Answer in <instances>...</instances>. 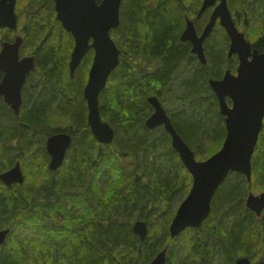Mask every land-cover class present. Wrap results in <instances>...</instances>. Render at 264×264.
<instances>
[{"label":"trees","instance_id":"trees-1","mask_svg":"<svg viewBox=\"0 0 264 264\" xmlns=\"http://www.w3.org/2000/svg\"><path fill=\"white\" fill-rule=\"evenodd\" d=\"M253 1L228 0L238 27L240 9L249 17L255 11ZM259 1L261 15L245 33L262 51L264 0ZM25 3V41L37 55V69L47 76L42 96L18 118L22 125L0 127V173L17 161L25 172L21 184L9 187L0 180V229H11L0 246V264H139L150 262L165 247L167 264H236L242 256L264 260V211L259 217L245 205L249 192L264 191V127L253 155L252 179L229 174L203 225L170 236L178 208L172 199L188 194L193 178L168 131L146 126L153 111L148 97L162 98L184 66V107H166L175 128L201 160L219 151L226 137L209 79L221 77L231 63L230 40L223 28L220 51L209 39L204 65L180 39L186 18L198 14L202 0H123L120 26L112 32L122 50L120 64L99 97L101 116L116 133L110 144L94 136L87 118L83 90L93 52L72 77L74 38L56 18L53 0ZM208 18L209 12L204 13L200 24ZM202 92L208 95L201 98ZM189 103L206 105L208 117L216 113L211 131L202 119L189 115ZM56 132H68L73 140L64 164L53 171L45 141ZM138 220L148 223L145 240L134 232ZM179 250H185L182 258Z\"/></svg>","mask_w":264,"mask_h":264},{"label":"water","instance_id":"water-1","mask_svg":"<svg viewBox=\"0 0 264 264\" xmlns=\"http://www.w3.org/2000/svg\"><path fill=\"white\" fill-rule=\"evenodd\" d=\"M57 18L64 28L75 38L71 55L70 74L73 77L85 55L93 48V63L84 87V96L88 106V123L98 140L110 144L115 138V129L103 120L99 108V97L107 86L109 78L120 64L121 50L112 37V31L121 23L123 0H54ZM17 0H0V28H16ZM212 8L210 19L202 33H197L195 21L187 18L181 40L192 43V52L203 64L208 60L204 42L213 32L217 22L225 29L230 38L229 56L238 55L239 64L236 73L226 70L222 78H210L209 85L218 100L220 114L225 119L226 140L222 148L207 159L198 160L193 149L186 143L175 128L171 117L157 96H150L149 103L153 113L147 118L146 126L155 129L159 126L171 135V143L178 152L185 167L191 173L193 183L184 200L179 205L171 221V237L180 235L187 228H199L212 212V201L219 187L230 173L246 175L250 181L253 173V155L264 127V50L253 48L245 33L240 31L233 19L228 0H203L199 10L200 17ZM22 37L18 36L13 44L5 43L0 54V63L8 71L4 86L12 87L7 92L16 113L21 104L20 86L26 75L34 69V57H27L19 63L18 50ZM228 99L231 103L228 102ZM73 137L70 133L59 132L47 140V150L51 155L49 167L58 170L65 161ZM7 186L23 183L25 176L18 162L11 169L0 174ZM246 206L257 216L264 211V192H250ZM134 232L145 240L149 227L144 220L134 224ZM10 229L0 230V245L6 242ZM167 247L161 250L147 263L167 264ZM236 264H252L247 256L238 257ZM256 264H264V260Z\"/></svg>","mask_w":264,"mask_h":264},{"label":"flooded vegetation","instance_id":"flooded-vegetation-1","mask_svg":"<svg viewBox=\"0 0 264 264\" xmlns=\"http://www.w3.org/2000/svg\"><path fill=\"white\" fill-rule=\"evenodd\" d=\"M19 1H17V4H16V11H17V8L19 6ZM54 5H55V2H54ZM55 12H56V9H55ZM18 14V12H17ZM56 18H57V12H56ZM201 17H196V19H194L195 21V26L197 28V33L200 35L206 25V23L208 22V20L203 24L201 25L199 23V20ZM58 19V18H57ZM187 19V18H186ZM60 21V20H59ZM61 22V21H60ZM197 23H199L197 26ZM62 24V22H61ZM187 25V24H186ZM63 26V24H62ZM186 27V26H185ZM221 26H219L218 24L216 25V27L214 28L212 34L210 35L209 38H207L204 42V50H205V54L208 58V54H207V51H206V44H207V41H209V39L211 38V36L213 35L214 31L216 30V28H219ZM64 28V26H63ZM65 29V28H64ZM185 29V28H184ZM66 30V29H65ZM67 31V30H66ZM184 31V30H183ZM69 32V31H67ZM226 32V31H225ZM71 35L72 33L69 32ZM183 33V32H182ZM227 35V33H226ZM18 36H21L22 37V43L21 45L19 46V50H18V59H19V63L22 62L23 59L27 58V57H34V69H32L31 71H29V73L26 75V78L24 79V81L22 82L21 86H20V89H19V93L21 95V104H20V108H19V113H16L14 108H13V105L12 103H10L8 100L11 99L10 97L7 96V92L9 91H12V87L10 86H4L5 84V80H6V77H7V74H8V71L6 70V66L2 63H0V127H11L12 124H17L18 126L22 125L21 121L18 120V118H21V115L23 114V111L26 110V109H30L36 100H38V98L40 96H42V93H43V83H44V76H47V74L45 72H42L41 70H38V64H37V55L34 54V52H31L27 43H26V36L24 34V32L22 31V26L20 27V20H19V16H18V25L17 27L14 29V28H10V27H3V28H0V54L2 53L3 49H4V44L5 43H10V44H13L15 41H16V38ZM73 36V35H72ZM182 36V34H181ZM227 37L229 38V36L227 35ZM74 38V36H73ZM181 39V38H180ZM230 40V38H229ZM181 42H183L181 40ZM184 44H187L190 48V53L195 56L199 62L200 59L198 58V56L192 52V43L190 41H186V42H183ZM252 45H253V42H251ZM74 46H75V38H74ZM229 47H230V43H229V46L227 48V56H228V59L231 61V62H237V66H238V55L237 54H233L231 57L229 56ZM253 48H256L253 46ZM74 49V47H73ZM73 49L71 51V54H70V60H69V64H70V61H71V55H72V52H73ZM258 49V48H256ZM259 50V49H258ZM264 50V49H263ZM262 50V51H263ZM260 51V50H259ZM89 52H93V58H94V54H95V51L94 49L92 48ZM88 52V53H89ZM87 53V54H88ZM93 58H92V63H93ZM91 63V65H92ZM79 67V66H78ZM77 67V68H78ZM91 68V66H90ZM89 68V70H90ZM69 69H70V65H69ZM229 68H227L226 70H228ZM237 69V67H236ZM77 70V69H76ZM225 70V71H226ZM232 71V69H229ZM224 71V72H225ZM234 72L232 73H236V70H233ZM76 72V71H75ZM89 74V72H88ZM224 74V73H223ZM223 77V75L221 76ZM219 77V78H221ZM217 78V77H216ZM88 80V79H87ZM83 93H84V90H83ZM159 99L162 101V98L159 97ZM228 102L230 103V100L228 99ZM162 103L164 104V102L162 101ZM153 112V111H152ZM171 117V116H170ZM173 122V121H172ZM57 133V132H56ZM56 133H53V134H56ZM59 133V132H58ZM53 134L49 135L45 141V145L47 144V140L50 136H52ZM15 143L18 144V138L15 139ZM46 151L48 152L47 150V145H46ZM49 154V152H48ZM50 155V154H49ZM51 159V157H50ZM20 163L21 165V162L20 161H17L15 163V165L17 163ZM14 166V165H13ZM12 166V167H13ZM11 167V168H12ZM10 168V169H11ZM21 168H22V165H21ZM9 170V169H8ZM7 171V170H6ZM22 171H23V174L25 176V172L22 168ZM15 184H18V183H15ZM13 184V185H15ZM12 185V186H13ZM7 186V185H6Z\"/></svg>","mask_w":264,"mask_h":264},{"label":"rangeland","instance_id":"rangeland-1","mask_svg":"<svg viewBox=\"0 0 264 264\" xmlns=\"http://www.w3.org/2000/svg\"><path fill=\"white\" fill-rule=\"evenodd\" d=\"M21 1H22V3H21ZM259 2H260L259 0L253 1V8H255V11L252 14H250L249 17L246 16L247 13L245 11H243V9H240V11H239L240 14L237 17V19H238L237 21H238V24H239L241 31H243L244 33H245V29L250 28L249 25L254 24L261 15V13L258 12ZM23 3H24V5H23ZM25 6H26L25 0H20L19 1V8H20L19 14L21 16L20 27L23 25V22H24L23 13L27 12V7H25ZM196 17H197V15L192 19H196ZM200 19H198L199 23H200ZM199 23H197V26H199L198 25ZM263 24H264V22L260 23V25H263ZM220 29H221V27L216 28V30L214 31L213 35L210 38L211 39L210 44L216 46L214 48H216L215 50H217V51H220L222 49L223 35H222V32ZM113 37H114V35H113ZM236 67H237V62L234 61V62L229 63L228 66H226L224 68V70L229 68V69H232V72H234L233 70H236ZM183 68H184V66L178 71V73H176L174 75V78H173L174 80H173V82H171V84L169 86L170 89L168 90V92L165 93L164 95H162V101L164 102L165 107H167L170 110H182L184 107L183 103L180 100V98H181L180 94L182 93L180 86L183 83L182 80H184V77L188 74L186 73L187 72L186 68H184V69ZM207 95H208V92H202L201 98L205 97ZM188 110H189V115L193 119H196V117H198V119H202L203 125H205V128L209 129L210 131L216 125V122H217L216 113L214 112L213 115L208 117L207 113H206V105L201 104L199 106L197 105V106L192 107L191 104L189 103L188 104ZM209 118H211V119H209ZM223 120L225 123L224 117H223ZM167 159H168V156L165 157L164 161L167 162ZM163 166H165V164H163ZM183 196L184 197H182V195L180 193H178L177 195H174V198L172 199V202H171L172 206H178L179 207V205L184 200V198L187 196V194H185ZM179 243H180V241H179ZM181 248H183V246H181ZM184 251L185 250H179V257L182 258V256L185 255ZM258 261H260V260H257L256 262H258ZM256 262L253 261V263H256Z\"/></svg>","mask_w":264,"mask_h":264},{"label":"bare ground","instance_id":"bare-ground-1","mask_svg":"<svg viewBox=\"0 0 264 264\" xmlns=\"http://www.w3.org/2000/svg\"><path fill=\"white\" fill-rule=\"evenodd\" d=\"M226 136H227V130H226ZM225 140H226V138H225ZM225 140H224V142H225ZM224 142H223V144H224ZM222 146H223V145H222ZM222 146H221V148H222ZM221 148H220V149H221Z\"/></svg>","mask_w":264,"mask_h":264}]
</instances>
